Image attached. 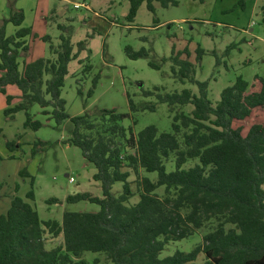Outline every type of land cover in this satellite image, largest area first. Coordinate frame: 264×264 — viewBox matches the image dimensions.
<instances>
[{
    "label": "trees",
    "instance_id": "16d2710c",
    "mask_svg": "<svg viewBox=\"0 0 264 264\" xmlns=\"http://www.w3.org/2000/svg\"><path fill=\"white\" fill-rule=\"evenodd\" d=\"M144 2L152 13L155 2L164 7L176 4L173 0H131L128 21L135 20ZM261 14L264 25V6ZM7 21L19 29L8 37L5 25L0 28V94L8 105L4 114L24 111V126L35 131L43 124L30 114L33 105L51 116L58 129L69 121V138L64 143L81 149L95 167L93 180L100 183L102 196L69 195L67 203L87 202L99 210L65 211L62 223L40 220L28 201L35 199L33 189L26 195L28 200L14 196L8 211L0 215V264H88L86 252L105 253L113 264H264V76H255L252 83L237 77L214 105L208 98L209 83L196 80L195 64L182 59L184 54L190 57L188 48L180 52L174 48L172 56L164 59L172 63V76L182 84L197 85L199 95L190 89L166 93L165 87L145 91V97L154 96L158 104L169 106L172 132H160L151 125L135 135L122 125L129 114L116 109L103 110L99 117L67 113L62 91L68 66L80 53L74 52L70 37L61 35L60 46L53 49L56 60L21 63L22 53L28 51L24 38L31 29L21 28L22 11ZM125 50L133 60L148 55L146 49L134 51L127 46ZM197 52L200 61L204 50L199 47ZM8 86L21 92V102L15 106ZM129 104L131 112L138 111L131 98ZM187 105H193L190 114L179 109ZM156 108L147 105L143 110ZM47 144L36 142L32 155ZM7 147L13 152L16 143L9 142ZM171 159L175 170L168 172L166 163ZM191 160L197 163L185 168ZM149 173H157V180ZM20 175L30 178L33 185L27 168ZM132 175L137 177L136 190ZM119 182L123 189L117 195L114 185ZM1 189L0 184V199ZM134 197L138 202L132 204ZM201 231H205L202 243L193 251H177L160 259L169 243ZM47 236L62 237L63 242L48 249ZM201 255L205 256L202 263Z\"/></svg>",
    "mask_w": 264,
    "mask_h": 264
},
{
    "label": "rangeland",
    "instance_id": "374dc122",
    "mask_svg": "<svg viewBox=\"0 0 264 264\" xmlns=\"http://www.w3.org/2000/svg\"><path fill=\"white\" fill-rule=\"evenodd\" d=\"M173 2L176 4L168 7L155 2L154 13L144 2L135 20L130 22L127 15L131 0H0V28L5 25L6 35L13 36L19 28L7 20L16 11L24 13L21 28H30L31 34L24 38L28 51L22 53L21 63L39 58L56 60L53 49L60 46L61 35L70 37L74 52H80L68 66L62 91L66 111L72 117L85 112L99 117L103 110L116 109L129 114L122 125L132 129L135 135L151 125L160 132H172L173 115L169 106L158 104L154 96L145 97L144 92L165 87L166 93L190 89L199 95L197 85L182 84L172 76V63L164 59L172 56L174 48L176 52L188 48L190 57L184 54L182 59L195 64L196 80L209 83L208 98L214 105L237 77L242 76L252 83L255 76H264V25L261 23L264 0ZM127 46L134 51L146 49L148 55L133 60L125 50ZM199 47L204 54L197 61ZM8 93L14 96L13 106L21 102V92L16 87L10 86ZM129 98L138 107L135 113L131 112ZM147 105L157 108L154 112L143 110ZM7 107L6 97L0 94V156L3 158L0 161V215L8 211L14 196L27 199L32 189L35 199L27 200L37 210L41 221L62 223L65 211H98L97 205L87 202H66L69 195L81 192L102 196L100 183L93 180L95 167L84 159L81 149L64 144L70 122L58 129L51 116L44 115L39 105H33L30 114L43 124L35 131L24 126V111L6 116ZM179 109L190 114L193 105ZM12 141L16 143L13 152L7 147ZM38 141L48 144L33 156L31 150ZM195 163L197 160H191L185 168ZM166 166L168 172L174 171V160L168 161ZM23 168L34 178L33 185L30 178L21 177ZM147 175L157 180V173ZM70 178L75 181L71 182ZM130 181L136 190V175H132ZM122 189V183L114 185L115 194L120 195ZM158 192L162 194L164 188ZM52 199L58 203H49ZM136 202L138 197L131 200L132 204ZM204 233L169 243L160 259L173 256L177 251H193L202 243ZM46 242L47 248L53 249L62 244L63 238L47 236ZM84 259L88 264H113L105 253L86 252ZM204 260L205 256L201 255L200 262Z\"/></svg>",
    "mask_w": 264,
    "mask_h": 264
},
{
    "label": "crops",
    "instance_id": "0c3cea01",
    "mask_svg": "<svg viewBox=\"0 0 264 264\" xmlns=\"http://www.w3.org/2000/svg\"><path fill=\"white\" fill-rule=\"evenodd\" d=\"M10 86H8L7 87V91H8V88H9ZM15 87V86H14ZM17 88V87H16ZM18 89V88H17ZM9 94V93H8ZM20 103V102H19ZM17 105V104H16ZM13 106V105H12ZM15 106V105H14ZM8 108V107H7ZM66 125H67V122H66ZM60 129V128H59ZM67 129H69V128H67ZM68 138H69V135H68ZM67 140V139H66ZM65 145H69V146H71L70 144H66V143H64ZM14 157V156H13ZM85 159V158H84ZM86 160V159H85ZM88 162V161H87ZM89 163V162H88ZM69 176V175H68Z\"/></svg>",
    "mask_w": 264,
    "mask_h": 264
},
{
    "label": "built area",
    "instance_id": "2783aa9c",
    "mask_svg": "<svg viewBox=\"0 0 264 264\" xmlns=\"http://www.w3.org/2000/svg\"><path fill=\"white\" fill-rule=\"evenodd\" d=\"M78 7H79V6L76 5V8H78ZM70 181H71V182H74L75 180H74V178H70Z\"/></svg>",
    "mask_w": 264,
    "mask_h": 264
}]
</instances>
